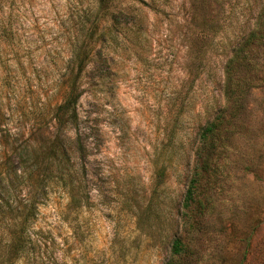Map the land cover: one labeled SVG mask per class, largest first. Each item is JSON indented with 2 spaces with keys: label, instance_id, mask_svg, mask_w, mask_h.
I'll use <instances>...</instances> for the list:
<instances>
[{
  "label": "rangeland",
  "instance_id": "rangeland-1",
  "mask_svg": "<svg viewBox=\"0 0 264 264\" xmlns=\"http://www.w3.org/2000/svg\"><path fill=\"white\" fill-rule=\"evenodd\" d=\"M89 2L0 3V25L10 22L13 32L0 35V202H39L33 248L13 264H164L176 238L179 264H264V47L246 52L252 65L238 70V104L224 94L225 63L264 0H159V14L138 7L140 24L106 44L103 78L96 57L82 73L85 151L74 168L83 176L64 188L33 152L53 130L75 11ZM221 109L200 206L186 208L199 129ZM67 137L74 146V129Z\"/></svg>",
  "mask_w": 264,
  "mask_h": 264
},
{
  "label": "trees",
  "instance_id": "trees-1",
  "mask_svg": "<svg viewBox=\"0 0 264 264\" xmlns=\"http://www.w3.org/2000/svg\"><path fill=\"white\" fill-rule=\"evenodd\" d=\"M2 1L6 0H0V3ZM138 7L148 8L156 14L163 12L159 0H90L85 8L79 9V13L75 11L77 35L71 43L64 98L51 111L53 130L33 152L35 161L38 160L39 156H42L47 165L49 178L53 179L58 176L64 188L72 187L73 183L83 176V172L74 168L76 158L81 161L84 157L83 151H85L81 143L82 139H80L83 134L79 128L80 114L78 109V103L83 92L80 87L82 73L91 59L96 57L95 74L97 78H103L104 71L102 69L107 68L106 57L103 53L106 44H115L118 36L122 35L127 28L140 24V16L135 12ZM12 33L10 22L7 21V24L0 25V35L10 39ZM97 41L100 43V47L95 49V42ZM259 46L264 47V2L257 12L253 27L232 48L231 56L224 66V94L234 104H238L245 94L243 88H239L241 78L238 77V70L242 65L245 67L252 65L246 57V52ZM223 122H225L223 109L217 110L212 120L206 122L199 129L198 145L195 149V170L190 178L184 198V207L186 208H189L193 202H197L195 195L199 189L200 179L212 170L216 159L214 158L215 150L221 139ZM73 129L75 139L72 141L74 146H71L67 135L69 130ZM7 135H1L2 138H5V143H8ZM12 144L15 145L14 139ZM21 149L23 154L19 153L20 163L25 164L28 146H23ZM55 172L58 175H53ZM197 203L200 206V201ZM38 204L39 202L35 198L29 199L28 202L21 205L10 200L0 202L1 264H13L22 254L31 247L33 248L35 241L29 232V228L31 222L36 218ZM183 252L182 240L174 239L171 247V258L164 264H179L177 259H180Z\"/></svg>",
  "mask_w": 264,
  "mask_h": 264
}]
</instances>
